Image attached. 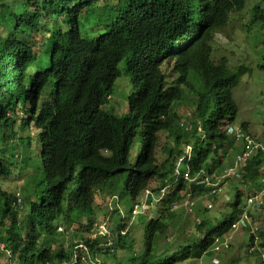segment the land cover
<instances>
[{
	"label": "trees",
	"instance_id": "1",
	"mask_svg": "<svg viewBox=\"0 0 264 264\" xmlns=\"http://www.w3.org/2000/svg\"><path fill=\"white\" fill-rule=\"evenodd\" d=\"M76 1L0 0V182L19 181L24 187L22 210H15L16 198L0 185V244L8 243L13 253L9 258L0 249V264L9 259L45 264L49 256L57 261L53 264L70 260V253L49 248L63 246L56 232L60 218L72 227L79 224L80 233L74 228L70 240L98 244L89 232L99 215L95 199L105 194L113 211L104 218L113 233L140 223L136 235L119 232L112 249L102 253L110 258L108 264H195L210 256L215 238L229 234L242 217L243 187H260L264 175V152L253 150L245 161H237L245 148L230 131L240 123L241 140L249 133L254 137L249 130L253 120L238 117L234 98L242 78L252 77L254 70L244 62L230 66L225 56L213 58L217 32L250 2L252 25L264 30V0H206L209 6L197 26L188 14L194 0H114L120 14L134 13L139 20L136 29L124 33L100 26L80 30ZM203 29L210 32L196 45L170 42ZM153 31L165 34L152 38ZM122 59L123 70L132 76L123 114L106 109L123 72L118 68ZM163 135L174 145L160 148L166 143ZM187 144L191 158L180 167L190 168L191 176L202 179L205 170L220 177L237 162L241 175L231 182L236 196L226 203L227 212L214 205L221 200L210 188L183 178L150 206L159 208L156 219L119 209L123 195L132 206L143 201L146 190L171 181ZM119 178H125L123 186ZM118 188L124 193L112 198ZM204 197L212 208L195 206ZM185 201L195 215L190 221L195 232L185 228L189 220L184 218L168 240L177 219L170 209ZM241 231L251 247L246 257L258 246L263 253L254 252V264H264V228L252 233L253 226L246 224ZM83 255L86 262L78 264H90V254Z\"/></svg>",
	"mask_w": 264,
	"mask_h": 264
},
{
	"label": "clouds",
	"instance_id": "2",
	"mask_svg": "<svg viewBox=\"0 0 264 264\" xmlns=\"http://www.w3.org/2000/svg\"><path fill=\"white\" fill-rule=\"evenodd\" d=\"M81 2V3H80ZM115 3L114 0H77L73 4V8H78L80 11L79 16L81 15L80 19H83V24L80 23V30H99V27L102 29V31L107 30L108 33L112 30L116 29L120 31L121 33L132 31L136 29L138 26L139 20L136 17V15L133 13L132 15H129L128 13L120 14L119 6L113 7V4ZM80 4V9L78 5ZM209 6V3L206 0H194V6L192 10L188 13L191 18L194 19V24L197 26L199 25L200 21H203V17L207 11V7ZM72 8V9H73ZM89 14H93L94 16L91 19H88L84 16H87ZM199 18V20H197ZM120 21V25L115 26L114 23L117 21ZM210 32V31H209ZM209 32H204V29L200 31V33L195 34H183L181 37H175L172 41H180L183 43H188L189 45H196L197 42L204 38ZM162 34H165L162 31H153L152 32V38L156 36H160ZM102 38V37H101ZM100 39V37H99ZM107 46V44H106ZM103 45L97 44V51L102 50ZM107 50V49H106ZM118 53V52H117ZM124 64V59L121 60L119 63V67L122 71H124V67L121 68L120 64ZM10 90L8 83L4 82V94L7 95V91ZM110 99V96H109ZM240 124V123H239ZM239 124H236L234 127L230 129L231 132H234L235 134V141L237 144H240L241 147L245 148V151L242 155H237V161H245L249 155L252 153L253 150H261L264 152V136L261 138H255L250 133L245 136L244 140H241L243 137V131L240 128ZM191 152H192V146L186 145L185 146V154L180 158L179 164L175 168V171L173 173V179L169 181L168 183L159 186L156 189H148L145 192L144 197L141 199L143 200L140 203H135L134 205L130 206L128 211L129 213L133 214L134 217L140 212H145V215L151 212L152 205H155V202H158L159 200H164L163 197L166 194H171V190L174 189L177 186V181L180 178H183L187 183L192 184L195 182V184H199L202 186H206L211 189V192L217 196L219 200H221L223 203H229L234 199L236 196V190L234 189V186L232 185V181H237L240 177L241 173L239 172V167L236 162L234 166H229L225 169L224 174L220 177H211L208 175L205 170H202L204 173V177L200 179L197 175L191 176L190 168H185L183 171L180 167L182 164V161L186 158L189 162L191 158ZM235 169H237V172H235ZM262 182L260 187H251L252 190L247 187H243L242 192L244 193L243 196V204L240 205V208L242 209V217L236 221L229 232V234L222 236V237H216L215 241L211 247V254H210V261L211 263L219 264V258L217 259L215 256H219L218 254L222 252H226L231 248V240L230 238L233 236L234 233L239 231L240 229L246 225L251 224L253 226V231H256L257 229L264 228V218L259 221H254V216L256 211H261L264 214V175L262 176ZM6 182V181H2ZM2 182H0V185L3 190L4 188L2 186ZM14 181H10V183H13ZM17 183V182H16ZM24 188V187H23ZM19 190L18 192H11L12 196L11 198H16V200L13 201V206L15 210H22L23 206V195L22 191ZM7 190V189H6ZM119 194H114L112 198H116ZM96 199H98L96 197ZM95 199V203L97 205ZM112 201L109 199V196L107 198V201L104 205L99 206L97 205V215L96 221L92 224V227L90 228V232L92 233L93 239H98L99 242L96 245H93V247L87 245L84 241L81 240H70L71 235L70 233L74 230L72 226L69 224L63 225L60 224L61 222H64L63 219H59L57 225H56V232L60 233L63 237L61 238V241L63 243V246L58 247H51V250L53 249L59 251L63 250L62 252L68 254H71L70 260H64L61 264H78L79 262H86L85 257L83 255L86 254L89 256L90 254V264H103L102 260L105 258L102 253H106L108 249H112L111 247L115 244V240H118V235H115V232L113 233V230L110 229V225L108 224V219H105L104 216L107 214L112 213L113 207L112 204H110ZM188 205V202L185 201L182 204H175L170 210L177 215L176 224L169 227L167 236L168 240L173 239L174 235L177 233V223L183 222L185 219L183 218L182 212H179L178 209L181 205ZM104 206V207H103ZM109 207V209L105 210V208ZM150 207V208H149ZM208 207L212 208L211 205L208 203ZM157 208H155L156 210ZM190 212V210H188ZM125 212V211H123ZM95 213V215H96ZM126 213V212H125ZM94 215V216H95ZM100 215H104L100 219ZM144 215V216H145ZM159 214L156 213L155 217H144L147 220L149 219H156ZM252 216L253 218H251ZM175 222V221H174ZM65 223V222H64ZM133 225V224H132ZM130 225V226H132ZM172 226H174L172 228ZM130 227H122L119 228V232L121 235H127V232L129 233ZM115 231V230H114ZM117 231V230H116ZM106 232V233H105ZM118 232V233H119ZM26 235L28 232L25 233ZM10 245L8 243H2L0 244V249L5 250L6 254L9 256V258L12 257V250L9 247ZM89 253V254H88ZM54 254V253H53ZM94 259H91L92 257ZM264 256V255H263ZM49 262H46L45 264H53L57 262L55 259L52 258V256H49ZM202 259L198 261V264L200 262L201 264ZM8 264H13V260L9 259ZM208 264V263H207Z\"/></svg>",
	"mask_w": 264,
	"mask_h": 264
},
{
	"label": "rangeland",
	"instance_id": "3",
	"mask_svg": "<svg viewBox=\"0 0 264 264\" xmlns=\"http://www.w3.org/2000/svg\"><path fill=\"white\" fill-rule=\"evenodd\" d=\"M248 5L249 6H247L244 11L232 15L228 26L217 32L215 44L213 46V58L215 61H218L220 58L225 56L228 59L230 66H236L237 64L244 62L249 64L252 70H254L252 77L244 76L242 78L241 83L234 90V98L240 109L238 117L241 120H245L246 122L252 119L253 123L250 125L249 130L253 132L255 138H261L262 136H264V69L261 68L264 66V38H259L258 35L262 34L264 36V30H260L258 26L252 25L251 9L253 3L250 2ZM245 24H249V27L245 28ZM120 66L121 68H123L124 64L122 63L120 64ZM131 94L132 76L123 71L121 78L116 82L115 88L112 91L113 100L111 101V104L106 107V109H111V111L113 112L117 111V113L123 114L125 112V104L128 108V97ZM163 137L166 139V143L160 145V148L167 149L168 146L174 145L172 139L167 138V136L165 135H163ZM162 141L163 140L161 139L160 142ZM162 150L163 149H161V151ZM124 180L125 178H119L121 186H123ZM25 182L26 180L24 181V183ZM20 185L21 182L19 181L17 183H10V181L2 182V186L12 192H18L21 187ZM121 189L118 188L116 194H123L124 191ZM108 196V194H105L102 195V197L96 199L97 205H104L107 201ZM123 197L125 201L121 204L119 209L125 211L129 215H133L128 211L130 207V205H128L127 203L128 196L123 195ZM207 203H211V201L208 202L206 200V197H204L197 199L195 206L200 209H203V207ZM114 204L116 205V203ZM214 205L220 207L219 209L222 212H227V208H225L226 203L218 201ZM107 209H109V207L105 208V210ZM158 210L159 208H157L156 210L152 209L151 212L149 214L147 212L145 216L149 218L155 217L156 213L159 214ZM178 211L182 212L183 218H185L187 221L189 220L188 226L186 224L185 228L190 227L191 233H194L195 226L190 222L191 219L195 216L194 213L191 214L185 204L181 205ZM214 212L216 211L213 209L211 214H214ZM103 216L104 215H100V219ZM263 218V212H255V222H259ZM60 224L67 225L64 222H61ZM78 225L79 224L73 225V228H75L76 232L80 233V227ZM172 225H175V222H173ZM139 226V222L135 225L129 226L130 236H132V234L136 235V231ZM173 227L174 226H172V228ZM115 235H118V231H116ZM247 238L248 235L245 234L244 231H241V229L234 233L233 236L230 238L232 243L231 248L226 252L218 254V257L215 256L217 259L219 258V264H254V261L256 260V254L254 252L258 251L260 254H262L263 249L257 246L252 249V257H246L251 249L249 243L247 242ZM256 244L258 243H255L254 246H256ZM210 259L211 257L209 255L204 256L202 258L201 264H213L211 263ZM101 260L103 264L111 263L109 257H105ZM4 262H6V260H4ZM195 264H198V262H195Z\"/></svg>",
	"mask_w": 264,
	"mask_h": 264
}]
</instances>
